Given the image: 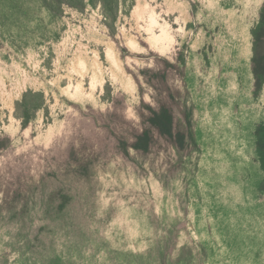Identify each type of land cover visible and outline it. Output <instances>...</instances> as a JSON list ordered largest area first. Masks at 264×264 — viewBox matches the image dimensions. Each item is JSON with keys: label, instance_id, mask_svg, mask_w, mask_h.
Masks as SVG:
<instances>
[{"label": "rangeland", "instance_id": "374dc122", "mask_svg": "<svg viewBox=\"0 0 264 264\" xmlns=\"http://www.w3.org/2000/svg\"><path fill=\"white\" fill-rule=\"evenodd\" d=\"M261 1L0 0V177L41 178L0 219V264H264L247 67ZM184 41L200 150L164 176L158 150L126 155L115 133L141 127L127 70ZM57 192L66 210L43 211Z\"/></svg>", "mask_w": 264, "mask_h": 264}, {"label": "trees", "instance_id": "16d2710c", "mask_svg": "<svg viewBox=\"0 0 264 264\" xmlns=\"http://www.w3.org/2000/svg\"><path fill=\"white\" fill-rule=\"evenodd\" d=\"M43 1L46 6L52 2H55V5L69 3V0ZM219 33H222L221 29ZM250 34V54L247 58L251 79L250 94L252 99L258 102L264 94V0L258 5L256 21L251 26ZM186 50L187 43L178 42L176 51L172 54L158 53L153 60V66H143L136 74L127 70L140 99L137 113L141 127L130 137L115 133L116 142L126 155L129 150L140 155L152 154L158 150L157 156L161 155V160L165 163L164 176L175 169L177 173L185 171L190 159L200 150L196 136L194 106L187 82L188 56L184 53ZM206 59L209 60V56H206ZM259 106L261 117L253 125L252 139L254 161L261 174L257 191L264 198V107L260 104ZM6 140L0 136V172L6 170V164L2 161V153L7 146ZM25 178L22 179L21 176L18 183L10 188V183L0 177V219L9 211L14 200H26L28 197L31 199L36 194L41 178L35 179L31 175H26ZM57 194L56 204L53 205L51 200L41 203L43 211L49 212V206L54 214L66 210L71 198L64 192ZM21 209L28 210L27 203L21 201L19 215L25 213L21 212ZM18 245H23L20 240Z\"/></svg>", "mask_w": 264, "mask_h": 264}]
</instances>
